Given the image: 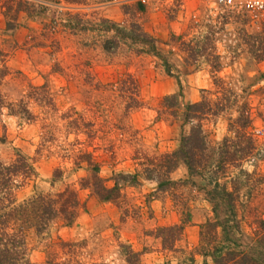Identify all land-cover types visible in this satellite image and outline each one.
<instances>
[{
	"label": "rangeland",
	"instance_id": "1",
	"mask_svg": "<svg viewBox=\"0 0 264 264\" xmlns=\"http://www.w3.org/2000/svg\"><path fill=\"white\" fill-rule=\"evenodd\" d=\"M133 25L155 39L170 71L148 45L132 40ZM116 26L128 38L118 37L106 51ZM191 39L199 51L195 60L186 59ZM213 55L219 56L217 71ZM175 94L181 106L225 103L202 120L214 154L210 164L225 137L230 151L236 146L232 125L241 115L257 148L216 174L192 176L179 161L159 190L139 163L177 149L189 129L162 106ZM132 98L140 105L128 107ZM82 152L101 164L99 176L108 184L118 182V198L100 200L81 187L92 174ZM17 158L28 169L12 179L10 209L66 186L85 204L71 225L57 220L41 234L26 231L31 264H59L61 257L50 261V254L61 253L60 240L78 243L83 264H129L127 249L139 254L140 264H181L190 255L203 263L199 229L211 205L199 186L217 179L231 187L236 180L243 201L255 195L264 218V19L221 10L213 0H0V160L9 165ZM186 212L190 221L180 239L163 248L156 230L180 223ZM250 219L242 217L245 231Z\"/></svg>",
	"mask_w": 264,
	"mask_h": 264
},
{
	"label": "trees",
	"instance_id": "2",
	"mask_svg": "<svg viewBox=\"0 0 264 264\" xmlns=\"http://www.w3.org/2000/svg\"><path fill=\"white\" fill-rule=\"evenodd\" d=\"M133 27L134 37L132 40L148 45L150 50L163 61L164 68L170 71L173 65L159 51L155 50V39L140 25H133ZM123 31L116 26L117 35L114 36L110 45L106 43L103 48L106 51H113V48L119 43L118 37L123 35V38H128ZM205 38L208 39V37ZM188 45L189 51L186 59L192 60L193 58L195 60L194 57L199 55V51L194 48L192 39ZM210 65L216 71L220 69L218 55L212 56ZM178 95L180 94L166 96L162 106L168 109L172 108L170 114L175 119L181 120V126L190 124L189 129L181 135L179 147L161 153L148 163H139V165H143L141 173L147 179H155L159 190L171 182L169 174L177 167L179 161L184 163L188 173L192 176L202 175L203 170L216 174L235 162L236 157L249 154L257 148L254 139L246 130L249 119L246 115H241L236 121L237 124L232 125L238 137L234 143L236 146L230 151V139L225 137L222 145L217 148L216 163L210 164L214 154L209 151L210 147L203 130L202 120L205 116L215 115L218 111L223 110L225 103L220 100L215 105L216 109H212L205 99L203 102L186 103L183 106L179 103V106L176 105ZM225 97L226 95L224 99ZM171 100H174V103ZM138 105H140L139 101L132 98L128 107ZM82 161H85L92 174L81 183V187L89 188L91 193L100 200L118 198L120 194L118 182L110 185L99 176L101 164L93 157L92 153L82 152ZM27 169L23 158H17L9 165H5L0 160V264H31L26 257L24 246L26 231L31 228L37 234H41L57 220L61 221L62 225H71L80 214L81 208L85 210V204L81 203L77 191L70 186L55 192H37L24 199L17 207L10 209L12 179L20 171L26 173ZM60 175L59 173L54 174L53 181L59 179ZM135 178H137V174L131 177V179ZM199 188L204 191V196L211 205V216L200 224L199 229L197 254L203 257L201 264H207L208 259L212 264H264V218L261 216L258 205L252 201L255 195L248 194V199L243 201L240 186L237 185L236 180L231 187H228L226 182L220 183L215 179L213 182L199 186ZM255 188L256 186L251 185L250 190L254 191ZM245 216L251 218L248 231L243 228L242 217ZM189 221L190 214L186 212L180 223L159 227L156 230V237L160 238L162 247L170 249L180 239L184 227ZM10 223L15 226L13 233H8L6 230ZM58 245L61 247V253L59 255L57 252L51 253L50 261L61 257L62 261L59 264H83L77 257V242L60 240ZM123 254L127 263L140 264L138 253L127 249ZM180 263L196 264V260L193 255H190Z\"/></svg>",
	"mask_w": 264,
	"mask_h": 264
},
{
	"label": "built area",
	"instance_id": "3",
	"mask_svg": "<svg viewBox=\"0 0 264 264\" xmlns=\"http://www.w3.org/2000/svg\"><path fill=\"white\" fill-rule=\"evenodd\" d=\"M216 7L230 12H247L264 19V0H213Z\"/></svg>",
	"mask_w": 264,
	"mask_h": 264
}]
</instances>
